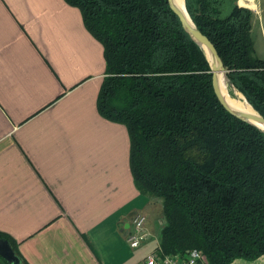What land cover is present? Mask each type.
Here are the masks:
<instances>
[{"label": "trees", "instance_id": "16d2710c", "mask_svg": "<svg viewBox=\"0 0 264 264\" xmlns=\"http://www.w3.org/2000/svg\"><path fill=\"white\" fill-rule=\"evenodd\" d=\"M65 2L79 9L102 46L97 111L127 130L135 187L160 207L161 252L184 257L198 249L208 264L264 255V131L221 105L204 50L168 0ZM184 4L229 83L264 116V58L254 54L253 11L239 0ZM0 238L23 264L16 241L1 231Z\"/></svg>", "mask_w": 264, "mask_h": 264}, {"label": "crops", "instance_id": "0c3cea01", "mask_svg": "<svg viewBox=\"0 0 264 264\" xmlns=\"http://www.w3.org/2000/svg\"><path fill=\"white\" fill-rule=\"evenodd\" d=\"M104 67L77 7L0 0V231L25 264H144L159 247L160 207L135 187L127 130L97 111ZM137 212L149 236L131 248Z\"/></svg>", "mask_w": 264, "mask_h": 264}, {"label": "water", "instance_id": "95a60500", "mask_svg": "<svg viewBox=\"0 0 264 264\" xmlns=\"http://www.w3.org/2000/svg\"><path fill=\"white\" fill-rule=\"evenodd\" d=\"M170 8L178 16L183 29L192 37V39L202 47L206 57L209 61L210 70L212 73V86L216 97L218 98L221 105L233 116L250 123L257 128L264 131V128H261L257 125L264 124V116H262L257 110L253 108L254 113L244 112L233 107L229 102H227L224 96L221 93L219 73L224 72L227 81V70L224 67L221 58L219 57L214 45L212 42L205 36L193 23L189 14H184L179 7L176 5L174 0H168ZM187 12V10H186ZM188 16V17H187ZM231 84V83H230ZM232 87H234L231 84ZM235 89V87H234ZM245 98V97H244ZM257 122V123H256ZM0 257L3 258L7 264H21L20 258L11 246L10 242L6 238H0Z\"/></svg>", "mask_w": 264, "mask_h": 264}, {"label": "built area", "instance_id": "2783aa9c", "mask_svg": "<svg viewBox=\"0 0 264 264\" xmlns=\"http://www.w3.org/2000/svg\"><path fill=\"white\" fill-rule=\"evenodd\" d=\"M239 4L241 3L239 2ZM145 222L146 215L143 212L134 214L132 230L126 235V241L131 248L140 246L148 238L149 232L145 228ZM144 264H208V262L198 249H191L184 257H179L162 253L160 247H158L146 254Z\"/></svg>", "mask_w": 264, "mask_h": 264}, {"label": "bare ground", "instance_id": "6f19581e", "mask_svg": "<svg viewBox=\"0 0 264 264\" xmlns=\"http://www.w3.org/2000/svg\"><path fill=\"white\" fill-rule=\"evenodd\" d=\"M174 1L176 5L179 7V9L184 14L187 15L184 0H174ZM243 1H246V2H243ZM243 1L241 3H243L244 5L250 8L254 7V3H255L254 0H243ZM219 80H220L221 93L227 102H229L233 107L237 108L238 110L254 113L253 108L251 107L249 102H247L246 98H244V96L239 91L235 90L234 96L230 94L232 91L229 93L228 85H227L228 81L225 77L224 72L219 73ZM257 125L260 126L261 128H264V124L257 123Z\"/></svg>", "mask_w": 264, "mask_h": 264}, {"label": "rangeland", "instance_id": "374dc122", "mask_svg": "<svg viewBox=\"0 0 264 264\" xmlns=\"http://www.w3.org/2000/svg\"><path fill=\"white\" fill-rule=\"evenodd\" d=\"M257 8L258 14L256 13V15L252 17L250 36L253 41L254 54L260 58H264V0H257ZM227 85L229 93L232 91L230 94L234 96L236 88L234 89L229 82Z\"/></svg>", "mask_w": 264, "mask_h": 264}]
</instances>
